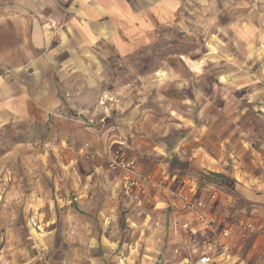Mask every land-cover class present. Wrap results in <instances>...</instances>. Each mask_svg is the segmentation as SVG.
Listing matches in <instances>:
<instances>
[{
    "label": "crops",
    "instance_id": "obj_1",
    "mask_svg": "<svg viewBox=\"0 0 264 264\" xmlns=\"http://www.w3.org/2000/svg\"><path fill=\"white\" fill-rule=\"evenodd\" d=\"M180 1L0 0V128L31 124L34 111L50 113L59 117L57 138L66 142L63 147L55 134L50 138L64 165L46 170L49 198L35 204L32 215L13 196L6 218L0 199V228L3 235L11 229L12 248L22 256L18 264H196L203 256L209 257L204 264H264V16L254 6L226 27L236 40L221 42L234 49L231 58L243 71L222 73L218 89L203 96L190 90L191 81L181 83L191 95L173 109L172 127L127 88L115 90L114 115L99 123L97 99L115 79L102 65L175 25ZM162 71L142 78L159 85L177 80ZM81 116L92 121L86 129ZM122 122L128 128L116 131ZM87 140L103 145L92 158L78 149ZM118 147L137 157L141 175L150 179L141 200L122 195L121 171L107 167V153ZM49 156L52 163L55 155ZM230 158L236 161L231 168ZM195 171L228 177L244 201L232 213L233 196L215 187L203 193L217 215L216 233L201 229L173 197L176 179L182 191L196 193L195 179L186 175ZM236 220L252 222L255 230L244 234L233 226L220 239L219 231ZM5 242L0 264L10 261Z\"/></svg>",
    "mask_w": 264,
    "mask_h": 264
},
{
    "label": "rangeland",
    "instance_id": "obj_2",
    "mask_svg": "<svg viewBox=\"0 0 264 264\" xmlns=\"http://www.w3.org/2000/svg\"><path fill=\"white\" fill-rule=\"evenodd\" d=\"M181 3H183L182 7ZM253 6L263 17L264 0H181L176 11L175 25L164 27L162 32L171 43L177 45L175 50L185 53L168 55L163 62L161 61L157 68L158 73L155 74L159 76L162 70L165 69V72L169 70L174 72L175 76L178 75L177 80L159 85L156 79L142 78L146 76L143 74L144 71L149 68L153 69L156 65L146 57L141 60L140 56H137L139 55L137 49L130 55L117 57L115 64L102 65V71L115 75V79L111 80L110 83L106 82V90H103L108 91L111 98L113 97L110 115L115 103V90L127 88L132 89L134 95L139 99L144 98V102L152 106L156 117H161L160 121L163 120L164 123H168L169 127H172L170 123L174 121V115H176L174 112L172 113L173 109H177L181 103L179 100H183L182 98L188 96L190 92V86L181 83L191 81L194 87H191L190 90H193L195 94L201 93L203 96L205 93H212L216 88L218 89L217 85L220 83L218 80L223 79L220 78L222 73L237 77L239 71H243L237 67V60L234 61L235 58H231L234 49L223 45L221 42L227 38L236 40V32L233 30L226 31V27L236 23ZM178 9H180L179 12ZM173 31L177 33L174 36H172ZM162 74L165 77L169 76L166 73ZM179 85H181V89ZM199 99L197 98V101H200ZM33 113L35 119L41 117L40 112L34 111ZM185 114L189 115L188 112ZM32 122L34 123V120ZM36 127L29 122H20L17 125L7 124L0 128V178L2 174L5 175L2 178L4 181L0 182L5 183L0 186V199L5 200L1 213L6 218V215L11 216L12 214L10 211L12 208H8L7 204L13 199V196L16 197L15 199L18 200L17 203L22 206V209L25 206L23 213L27 216L32 215L35 210L33 206L37 203H43L49 198V194L47 195L45 190V187L50 183L45 176L46 170L52 168L58 171L64 165L57 153L60 147L55 144L50 146L51 135H49V139L46 137L49 142L43 145L46 138H42L40 135L45 132ZM59 129L60 126L55 124L51 131L55 133ZM57 137L59 136L56 134L55 143L57 142L64 147L66 145L65 140ZM34 142L40 143V147H34ZM85 143L91 151L103 147L101 143L95 146L87 140L81 142L78 149ZM120 147L117 150L121 149ZM50 154L55 155L53 156V164L49 159ZM63 155L66 157L64 153ZM233 163L235 164L236 161L230 158V166L228 167L231 168ZM19 176L21 187L19 186L17 190L16 183ZM14 178L15 180H13ZM0 230L2 231V228ZM10 231L11 229L4 234L5 236L1 233L0 243H4L6 240L7 249H10L7 253L4 251L5 256L10 258L8 264H18L22 256L12 248L14 241L9 234Z\"/></svg>",
    "mask_w": 264,
    "mask_h": 264
},
{
    "label": "built area",
    "instance_id": "obj_3",
    "mask_svg": "<svg viewBox=\"0 0 264 264\" xmlns=\"http://www.w3.org/2000/svg\"><path fill=\"white\" fill-rule=\"evenodd\" d=\"M113 98V97H112ZM112 98L108 91H102L97 99V107L101 112L99 123H104L105 119L110 116L112 107ZM92 121H89L91 123ZM40 143L34 142V147H40ZM43 145H46L43 143ZM88 145L85 143L80 149L86 154V156L92 158L95 156V152L89 150ZM107 167L111 170H120V186L122 192L132 200H141L142 197H146L147 184L150 182L149 177H143L140 173L139 159L135 156H131L124 148L118 149L112 153H107ZM179 185L173 188V197L179 204V209L185 213H189L194 217L197 225L204 230H208L210 233L217 232V215L212 211L210 200H207L203 193L198 196L197 190L195 194H188L182 191L183 181H179ZM212 198V197H211ZM184 227H188L187 224H183ZM233 226H239L244 234L255 230V226L252 222L234 221L228 222L218 233V237L225 238L230 235V231ZM209 257L203 256L196 264H204L208 262Z\"/></svg>",
    "mask_w": 264,
    "mask_h": 264
},
{
    "label": "trees",
    "instance_id": "obj_4",
    "mask_svg": "<svg viewBox=\"0 0 264 264\" xmlns=\"http://www.w3.org/2000/svg\"><path fill=\"white\" fill-rule=\"evenodd\" d=\"M183 3H181V7H182ZM180 7V9H181ZM180 9H178V12L180 11ZM172 36L176 35V32H172ZM177 45L171 43L168 38L165 37L164 32L160 33V35L158 37H156L153 41H149L144 47H138L137 51L139 52L140 56L139 58L142 60L144 59V57L150 59L149 61L152 63L154 62L156 67H153V69L149 68L146 71L143 72V74H150L153 73L157 70V68L160 66L161 61L163 62V60L168 56V55H182V53L185 52H181L179 50H175V47ZM120 60V59H119ZM134 118H132L133 120L135 118H137V116L139 115V110L138 111H134L132 112ZM41 117L39 119H35L34 123H32L33 125L37 126L36 128L38 129H42L44 130V134L40 135V137L42 138H46L48 137L49 139V135H51V137L53 136V134H57V136H59L60 132L62 131V128H60L58 131H55V133H52V129L55 125V122L60 121L59 117L53 115V114H43L40 113ZM111 115H114L111 114ZM110 115V116H111ZM124 117H126L127 115L130 116L131 114H129V112H126L123 114ZM79 119H77V117L75 118V120L77 119L78 121H80V123H82L83 127L86 129L87 126L89 125V121L87 118H83L78 117ZM122 120V119H121ZM98 124V123H97ZM128 124L127 123H123L122 122V127L120 128L117 126V124L114 125L115 130H122L124 128H128L127 127ZM131 129V127H129ZM100 130V129H99ZM50 137V138H51ZM45 141H43V143H47L49 142V140L44 139ZM186 175L188 176H192L197 184V195L200 196L202 193H205L206 190H208L209 187H215L216 189H220L222 191H224L225 193L231 195L234 197V204L230 207V210L233 212H235L236 210H241L244 208V201L242 200V197H240V195H238L237 193L234 192L233 190V183L229 182V178L226 176H223L221 174L218 173H214V172H204V171H195V172H186ZM179 180L176 179L174 187L175 188L177 185H179ZM122 192V190H121ZM122 195H124L126 198H128L123 192ZM129 199V198H128ZM23 230V229H22ZM2 231L0 230V236H1ZM23 234H25V238L27 235V231L23 230ZM3 246V242L0 243V248Z\"/></svg>",
    "mask_w": 264,
    "mask_h": 264
}]
</instances>
